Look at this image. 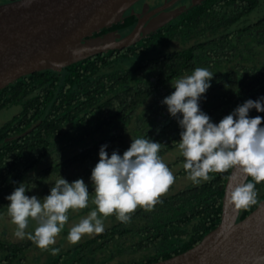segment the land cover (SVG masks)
Instances as JSON below:
<instances>
[{"label": "trees", "instance_id": "obj_1", "mask_svg": "<svg viewBox=\"0 0 264 264\" xmlns=\"http://www.w3.org/2000/svg\"><path fill=\"white\" fill-rule=\"evenodd\" d=\"M135 20L126 11L93 34L114 30L119 37ZM197 67L214 76L200 100L214 123L247 100L264 98V0H201L130 45L33 71L0 88V113L13 112L0 122V192L7 197L21 183L51 189L57 177H69V183L84 179L91 195L101 146L108 145L109 156L123 155L132 138L161 143L159 155L181 184L187 177L178 149L182 129L162 101L176 79ZM249 116L264 112L253 108ZM228 173L210 174V182L198 185L173 184L151 212L138 208L128 223L113 215L102 234L42 264H142L180 252L219 221ZM256 191L259 202L264 182ZM256 205L239 209L237 219Z\"/></svg>", "mask_w": 264, "mask_h": 264}, {"label": "clouds", "instance_id": "obj_2", "mask_svg": "<svg viewBox=\"0 0 264 264\" xmlns=\"http://www.w3.org/2000/svg\"><path fill=\"white\" fill-rule=\"evenodd\" d=\"M213 74L205 67H197L188 75L175 80V89L162 104L182 129L178 149L184 158L183 168L194 184L210 182L213 173L239 171L253 182L240 184L231 193L237 209H248L258 203L256 185L264 182V117H250L251 109L264 112V98L249 99L226 115L219 123L200 108L201 97L211 87ZM108 145L99 150V161L92 169L94 188L92 204L95 208L79 220L68 232V241L75 245L85 235L102 234L104 220L115 215L123 223L131 220L138 208L154 210L161 197L175 183V175L159 155L161 143L146 138H132L130 147L120 155L107 152ZM21 183L6 197L10 201L7 212L16 226L15 236H27L40 249L56 255L51 248L69 220L70 211L89 207L90 191L84 179L71 183L58 178L43 197L26 195ZM35 221L33 232H26L29 222Z\"/></svg>", "mask_w": 264, "mask_h": 264}, {"label": "water", "instance_id": "obj_3", "mask_svg": "<svg viewBox=\"0 0 264 264\" xmlns=\"http://www.w3.org/2000/svg\"><path fill=\"white\" fill-rule=\"evenodd\" d=\"M137 0H11L0 3V88L18 77L45 68L59 69L85 56L121 48L166 22L183 7L167 11L175 0L141 14ZM131 7L137 15L125 34H93L123 18ZM147 6H143V9ZM156 11L159 15L145 23ZM247 177L230 170L224 184L217 224L190 247L142 264H264V198L240 219L231 202L234 188Z\"/></svg>", "mask_w": 264, "mask_h": 264}, {"label": "flooded vegetation", "instance_id": "obj_4", "mask_svg": "<svg viewBox=\"0 0 264 264\" xmlns=\"http://www.w3.org/2000/svg\"><path fill=\"white\" fill-rule=\"evenodd\" d=\"M7 1H11V0H0V3L7 2ZM166 1L167 0H137L136 2H134L132 4V7H133L134 11L140 12L141 14H143V13L147 12L150 8H152L156 5H160ZM200 1L201 0H175L170 5L165 7V9L167 11H173L179 7H183V9H185L187 6H189L195 2L198 3ZM147 4H148V7H145L143 9V6H145V5L147 6ZM126 11H129L130 13H133L136 16V20H135V23H136L137 15L135 14V12L131 11V7L127 8ZM125 12H124V14H125ZM159 12L160 11H156L152 15L148 16L147 19L145 20V23L155 19L159 15ZM134 24H133V26H134ZM106 32H109V31H106ZM111 32L116 34V32L114 30H112ZM127 32H125V33H127ZM148 33H146V34H148ZM68 178L69 177H65L66 180ZM57 179H58V177H57ZM7 185L8 184H6L5 187ZM1 188L2 187L0 185V191L3 190V188H2V190H1ZM25 188H26V190H28L26 192V195H28V196L35 195L38 198H43L46 195L50 194V189H45L44 187H39L36 185L31 186V187H28V185H26ZM93 196H94V193L90 195L88 208L80 210V211H70L68 213L69 218H72L77 213H82L85 211L93 210L95 208V205L92 204V197ZM9 203H10V201H8L6 199L5 194L0 192V212H5L6 214H8L7 206L9 205ZM101 218L104 220V226L109 224L112 220V216L107 217V218H103V217H101ZM7 220L8 221L6 224L0 223V264H42L49 257L53 256V254H51V250L45 251V250L40 249L32 240L28 239L27 236H25L24 239L17 238L14 234L16 231V226L11 222L10 217L7 218ZM35 227H36L35 221H30L29 227L26 229V232H33ZM71 227H73V226H69L68 224H66L65 228L62 230V232L58 236L59 238L56 241L55 245L51 246V248L59 249L58 254L65 252V251H68L70 248H72L73 246L76 245V244L75 245L71 244L67 239L68 232L71 229ZM86 237H89V235H85L82 239H84ZM58 254H56V255H58Z\"/></svg>", "mask_w": 264, "mask_h": 264}, {"label": "rangeland", "instance_id": "obj_5", "mask_svg": "<svg viewBox=\"0 0 264 264\" xmlns=\"http://www.w3.org/2000/svg\"><path fill=\"white\" fill-rule=\"evenodd\" d=\"M13 112L10 110V111H3L2 113H0V122L2 121V119L8 117L9 115H11ZM179 179L180 178H176V182L174 183V187L173 188H178L179 186L183 185V182L187 181L188 178L187 177H184L182 178V183L179 184ZM171 189H169L170 191ZM40 199H43V198H40ZM90 211H85V212H82V213H77L75 214V216H73L72 218H69L67 224L69 226H74L76 223L79 222L80 219L86 217L88 215ZM7 218H9V215L6 214L5 212H0V223L2 224H6L7 223ZM59 237H57L56 241L58 240Z\"/></svg>", "mask_w": 264, "mask_h": 264}]
</instances>
